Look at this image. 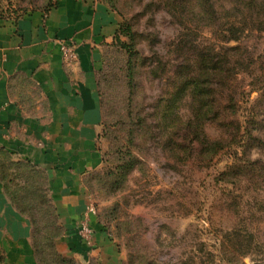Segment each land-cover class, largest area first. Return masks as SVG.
<instances>
[{"label":"rangeland","instance_id":"1","mask_svg":"<svg viewBox=\"0 0 264 264\" xmlns=\"http://www.w3.org/2000/svg\"><path fill=\"white\" fill-rule=\"evenodd\" d=\"M56 1L0 0V20L43 16ZM113 5L123 21L134 23L136 42L131 53L115 45L102 61L100 163L82 176L111 243L106 260L65 239L67 227L53 211L58 209L45 169L17 166L13 158L2 162L8 195L16 194L23 217L36 221L40 264H264V94L252 92L250 75H237L239 119L253 104L258 112L256 125H248L254 139H247V151L226 148L209 164L199 163L200 140L186 127L193 119V99L181 97L176 87L181 63L174 49L181 37L176 18L152 0H115ZM236 45L257 60L254 75L262 76L264 33L246 31L225 48ZM205 133L210 142L229 138L211 124ZM235 162L243 171L253 169L255 177L235 175L224 183L221 173Z\"/></svg>","mask_w":264,"mask_h":264},{"label":"crops","instance_id":"2","mask_svg":"<svg viewBox=\"0 0 264 264\" xmlns=\"http://www.w3.org/2000/svg\"><path fill=\"white\" fill-rule=\"evenodd\" d=\"M122 17L102 0H58L45 17L0 20V151L50 176L65 239L104 261L110 241L87 214L82 176L100 163L103 116L96 75ZM71 44L73 58L62 48ZM89 218L92 244L80 230ZM0 264H37L30 224L0 178Z\"/></svg>","mask_w":264,"mask_h":264},{"label":"trees","instance_id":"3","mask_svg":"<svg viewBox=\"0 0 264 264\" xmlns=\"http://www.w3.org/2000/svg\"><path fill=\"white\" fill-rule=\"evenodd\" d=\"M58 1V0H57ZM48 6V13L57 6ZM157 6L166 8L173 18H176L179 26L180 38L178 36L175 42V52L179 55L181 61L178 66L177 85L181 97L184 94L191 95L193 101L190 103L192 108L193 119L186 124L187 129L196 134L200 140L202 151L197 157V161L201 164H209L220 152L226 148L232 150L241 147L247 151L250 142L247 139H254L249 126L253 127L257 122V114L255 104L245 107L246 114L240 120L238 116V85L235 83L239 73L251 76L250 85L252 92H260L263 96L264 91V59H262V76L254 75L257 67V60L248 55L246 49L236 45L225 48V45L232 42H238L241 35L246 31H258L264 33V0H152ZM112 10L115 0H102ZM50 4V3H49ZM44 14L40 17H45ZM35 15V14H34ZM33 14L26 17H32ZM25 18V17H24ZM0 19H3L0 17ZM198 37L193 39L192 35ZM211 35L213 39L203 36ZM126 38L127 41H123ZM136 42L135 26L132 20L126 19L122 21L117 31L114 41L106 44L103 48L102 61L105 62L107 52L115 45H120L126 52L131 53L133 48L130 46ZM223 44V47L219 45ZM119 47V48H120ZM221 49H225L222 52ZM96 84L100 96L103 130H105L103 101L99 89V71L96 75ZM209 87L213 91H209ZM210 92V93H209ZM243 97L246 93L241 91ZM204 95H212L213 97L204 98ZM201 98V99H200ZM230 110L234 115H230ZM208 124L218 127L222 132L229 134V138L210 142L207 138L205 129ZM102 130V134L104 135ZM203 136V137H202ZM257 140V139H255ZM264 142H262V145ZM263 148V146H262ZM4 158H12L6 151H0V178L3 183V190L12 206L24 217L26 212L19 207L17 195L7 193L5 188V179L2 171V162ZM238 155L234 157V160ZM236 164V162H235ZM228 165L227 170L221 173L224 176V183H228L230 178L235 175H245L249 178L255 177L253 169L243 171L239 165ZM20 167H30L39 169L35 164L28 160L18 161L16 163ZM121 167L119 170L124 169ZM125 173V172H123ZM237 177V176H236ZM262 181H264V163L262 166ZM49 185H47L48 188ZM53 211L59 218V213L55 208ZM32 226L31 240L34 249L37 264H40L38 251L34 243L33 226L35 227V219H29ZM104 230L107 229L104 226ZM37 231V229H36ZM41 230L38 228V232Z\"/></svg>","mask_w":264,"mask_h":264},{"label":"built area","instance_id":"4","mask_svg":"<svg viewBox=\"0 0 264 264\" xmlns=\"http://www.w3.org/2000/svg\"><path fill=\"white\" fill-rule=\"evenodd\" d=\"M63 54L66 58H73L74 57V50L71 44H68L62 48ZM87 214H96L95 208L93 204H89L87 208ZM80 237L83 241L86 243H92L93 239V231L89 225V218L87 221H85L82 225V228L80 230Z\"/></svg>","mask_w":264,"mask_h":264}]
</instances>
